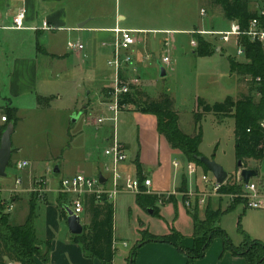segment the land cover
<instances>
[{
  "label": "crops",
  "instance_id": "obj_1",
  "mask_svg": "<svg viewBox=\"0 0 264 264\" xmlns=\"http://www.w3.org/2000/svg\"><path fill=\"white\" fill-rule=\"evenodd\" d=\"M248 1L251 11H257L259 6L264 2V0ZM158 2L164 4V6L171 4V6L177 7L178 5L180 6L182 0H0V66L5 65L7 69L5 73L0 72V101L2 103H0V109L4 112L6 108H15L17 117L18 112L20 113V111L23 110L27 112L36 111L38 109L37 97L48 98L49 101L47 106L49 108L51 102L57 99L66 104V111L70 110L67 119L64 118L63 120V130H65V132H68L73 124L77 123L85 116V120H89L87 123L94 128L95 139H93L91 145L89 141V147L85 149L84 162L86 164L90 163L89 165L93 166L91 170H93L94 173L90 174L89 177L98 176L102 164L106 161L102 155V151L108 145L109 138L112 134V122L110 119L102 126L98 127L95 118L101 114V102L105 99L106 93L111 87L114 79V72L106 65V61L109 59L112 51L111 43L115 36L114 30L122 29L137 32L136 36L138 43L133 48L134 66H136L137 74L142 81L140 89L145 94H150L147 89L149 87L147 78L149 75L152 76L149 73L150 63L154 62L157 66L163 54L162 52L159 56L156 55L157 51L161 52L157 43L165 39L172 40V63L168 69L174 71L173 67L175 65L177 51L183 52L178 48V46L182 44V41L179 42L177 35H190L189 41L185 42L188 50L185 48L184 53H187L189 56H196L193 52L194 48L190 45L192 39L191 32L197 30L224 31L228 29L230 23L224 18L222 11L220 15L215 16V14L212 13L213 16L210 14L208 16L206 11L202 8L198 12L200 21L198 22L197 18H195L196 23L194 25H190V27L183 29L173 27L164 29L158 27H137L134 26L133 22H128V20H132L131 8L139 4L149 7ZM132 4L133 6H131ZM19 10L25 11L24 28L22 30H14L11 29L12 18ZM202 10L204 14L201 13ZM205 18H207V24L209 23V29L202 27L203 19ZM44 22L49 29H44L42 27ZM80 24H83V27L79 28ZM61 34L65 36H60ZM160 34L163 36L169 35V37L167 38L165 36L159 38L156 36ZM69 42H78L83 48L81 50H69L67 48ZM221 51L222 47H215L214 52L220 53ZM165 71L167 76L168 73L166 68ZM142 73L147 74L145 79L141 77ZM156 74L159 79H162L159 77V70ZM215 83L218 84L216 81ZM101 85H103L105 91L102 92L101 96H96L94 105L90 106L89 103L92 101L85 102V100L89 99L91 94L95 96L96 93H94V89H96L97 86L99 88ZM241 87L244 88L245 85L241 83L234 96L227 95L219 102H223L227 97L233 99L235 96L238 97L243 95ZM61 89L63 90L62 92ZM25 97L30 99V104L29 106L26 105L24 108L20 101ZM196 100L192 114L196 112ZM204 100L211 103L206 99ZM15 101L16 104H14ZM21 107H23L22 110H20ZM97 111H99V113H96ZM108 115L110 116V114ZM121 115H125L123 118L131 115L132 118L137 121L141 119L149 120L148 128H138V146L136 145L135 149H133V155L130 156V163H128L127 160L121 167L125 175L128 174L131 177H137L134 161L138 158L143 178H147L151 181V186L148 189L151 191V194L160 196L176 191V189L182 186L183 176L186 178V191L201 187L198 175L191 176L187 173L184 167L186 160L180 151L171 149L165 139L157 133L156 118L153 115L142 114L132 110L121 111L118 118ZM9 124L10 123L7 121L2 122L0 116V132L2 128H6ZM117 136L126 146L127 152L130 153V150L134 148L133 144L126 141V139L118 135V133ZM71 142L72 140H68L67 144L69 145ZM20 149L21 148L18 146H13L11 142L10 162L12 165L10 168L13 171H19L17 169V164L21 162H27V166L29 165V160L27 158L14 159L12 161L14 155L16 156L19 154ZM174 162L183 165L182 168H179L180 166L174 167ZM129 164L131 165L129 166ZM56 167L58 171L54 173L53 169V173L59 175L61 173L60 166L56 165ZM130 167L133 169V172ZM250 168H255L258 171V176L253 178L255 179L254 181L264 186V182L258 181L259 177H261L259 170L252 166ZM23 169L20 171H23ZM234 171L235 166L230 173L227 174H234ZM84 172V168L79 167L73 175L77 173L86 175ZM199 172H201L200 169ZM71 176L61 177L58 187L53 190H50L49 183L44 176L36 177L32 172H29L27 175V187L22 186L24 179L21 175H17L13 178V182L16 178H20L21 186L19 187V192L13 197L15 208L14 212L10 214V223L15 226L23 225L29 214V203L33 197H36L35 220H40L41 217L42 224L40 226V231L35 228V234L39 241L50 242L49 262L44 263L43 260L37 258L35 264H100L97 259L86 257L80 246L71 241L72 235L69 234L66 223L59 217L56 201L60 194V183L62 179ZM37 179L45 180L46 193L45 199L42 201L31 191ZM51 193H53V197H50ZM68 195L70 199L74 198V195ZM121 195L127 194L122 193L119 194L118 197ZM180 197V195L176 196V205L175 203H158V219L162 222H166L163 210L168 205L172 206L174 213L173 219L171 220V229H175L181 234L183 247L190 249L193 246L192 221L184 206V210L178 209L177 203ZM211 199V201H213L212 203L218 204V210H221L220 208H222L221 205L223 201L226 203V210L233 209H228L231 203L225 195H217L211 197ZM19 205H23L25 208V213L21 216ZM241 206L243 205L241 204ZM136 208L140 210L137 205ZM38 209H40L41 216L38 213ZM245 209L246 208L243 206V210ZM180 214L187 217V221L190 224L189 228L187 227V229L182 230L180 228L182 227L181 225L180 227L177 226ZM80 220L82 224L85 225L88 216L83 212ZM135 230V235H137L139 233V228ZM115 233L116 227L113 216L114 256L112 264H131L130 252L133 245L131 246L130 243L128 249L126 248V241H120L122 247L126 250L122 249L119 256H117L118 248L116 245L117 240L120 239L116 237ZM151 233L155 235L167 234H160L153 231H151ZM250 239L264 244L263 237L255 236L254 238L250 237ZM133 241L136 242L137 238H134ZM241 244L242 243H240V245ZM42 252H44V249ZM7 262L10 261H6V263ZM133 264H187V259L185 254L176 247L155 240L145 242L137 247L136 254L133 258ZM194 264L248 263L243 257L234 256L230 251L224 250L222 244L215 241L209 245L204 256L197 259Z\"/></svg>",
  "mask_w": 264,
  "mask_h": 264
},
{
  "label": "rangeland",
  "instance_id": "obj_2",
  "mask_svg": "<svg viewBox=\"0 0 264 264\" xmlns=\"http://www.w3.org/2000/svg\"><path fill=\"white\" fill-rule=\"evenodd\" d=\"M131 6H133V4ZM201 8L206 11L208 16L209 14L213 16L212 13H214L215 16L220 15V12L222 11L219 6L212 3V0H182L180 6L178 5L177 7L171 6V4L164 6V4H161L160 2L149 7L141 6L139 4L136 5V7L131 8L130 12L132 14V20H128V22H133L134 26L137 27H158L160 29L173 27L183 29L190 27V25H194L196 23L195 18H197L198 22L200 21L198 12ZM203 20L202 27L207 29L209 27V23L207 24V18ZM60 36L65 35L61 34ZM156 36L159 38L165 36L167 38L169 37V35L163 36L162 34ZM177 37L179 38V42L182 41V44L179 45L178 48L183 52H180L179 50L177 51L175 65L173 67L174 71L166 68L168 75L159 79L156 74L159 70L158 64L156 66L154 62H151L149 73L152 76L149 75L147 78L149 83L147 89L150 94H146L149 99H158V95L167 93L171 99L173 110L178 114L181 130L186 134L193 135L194 122L192 110L196 98L199 97L206 99L213 103L222 101L227 95L234 96L241 83L239 78L230 72L229 59L237 60V62L242 63L247 60L245 56L238 57L236 55V47L233 41L226 44L220 41L216 36L204 37L211 41L214 47H222L220 53L214 52L211 55L204 57L189 56L187 53H184V50L185 48L187 49L185 42L189 41L190 35L181 34L177 35ZM166 42L168 41L165 39L164 41L157 43L161 50V52H156L157 56H159L160 53L162 54L167 47L172 46V43L169 42L166 45ZM6 71L7 69L5 65H1L0 72L5 73ZM144 73L141 74L143 79L147 76V74ZM215 81L218 84H216ZM246 83L247 82L244 83V88L241 87L243 95L238 97L235 96L233 99L241 98L247 94ZM62 91L63 90L61 89V92ZM104 91L105 88L103 85L99 86V88L97 86L96 89H94L96 95L94 96V94H91L89 99H86L85 102L92 101L89 104L90 106L94 105L95 97L99 95L101 96ZM254 99L257 100L258 97L255 96ZM20 102H22L21 105L25 108L26 105L29 106L30 99L25 97ZM14 104H16V101ZM65 105L64 102L54 99L51 102L50 108L45 102H42L40 105L38 104V109L34 112H27L25 110L20 111V113L18 112V121L13 129L11 142L13 146H18L21 149L19 154L16 156L14 155L12 161L14 159L27 158L29 160V165L26 168L24 167L25 169H23V171H13L10 168L12 164L9 162L6 169L7 177L0 178V192L5 200L9 198L6 190L13 185V178L17 175L23 177V187H27L28 185L27 175L29 172H32L36 177L44 176L49 183L50 190H53L58 187L61 177L73 175L79 167H83L85 170L84 173L88 176L94 173L93 170H91L93 166L89 165L90 163L86 164L84 162V156L86 153L85 149L86 147H89V141L91 145L93 139H95L94 128L87 123L89 120H85L84 116L77 123L73 124L68 132H65V130H63V120L64 118L67 119L68 113L70 112V110L66 111ZM101 107V113H105L107 120L110 119V116L108 115L109 113L105 110L106 108L103 105H101ZM22 109L23 107L20 108V110ZM128 110L133 111V108H128L123 111ZM99 111L96 113H99ZM0 116H5V113L1 109ZM123 116L125 115H121L118 118L117 133L118 135L123 136L126 141L133 144L134 148L130 150V153L128 152V163H130V156L133 155V149H135L137 145L138 128H148L149 120L141 119L137 121L133 119L131 115L124 118ZM201 129L202 139L199 146V153L203 157L213 159L217 164L220 163L221 165H219L227 173H230L236 164L234 157L233 118L226 117L218 120L213 115L207 114L201 121ZM4 130L5 128H2L0 134ZM68 140H72L69 145L67 144ZM247 164L249 167H256L259 170L261 177H259L258 181L264 182V159L260 163L249 161ZM56 165H59L61 169L59 175L53 173V169ZM130 165L131 164H129V166ZM182 166L183 165H180L179 168H182ZM130 169L133 172L131 167ZM254 180L255 179H253V181ZM140 191L134 194L121 195L113 202L116 227L115 234L116 237L120 239L117 240L116 245L118 248L117 256H119L122 249L126 250L122 247L120 241H126V248L129 249L130 243L131 246L133 245L134 247L148 237L164 236L152 234L151 231L160 234L167 233L165 235H168L171 232V220L173 219L174 213L172 210L173 207L168 205L164 208L163 213L166 217V222H162L158 219V214H154V211L152 215H150L147 211L136 208L135 196L139 194ZM149 192L151 191L149 190ZM50 197H53V193L50 194ZM158 197L162 198L164 202L168 199L167 195H160ZM227 199L230 203L235 200H230V198ZM211 200V197H209L201 204L196 201L198 205L197 215L200 219L204 218L206 206H209L213 210H218V204L212 203L213 201ZM164 202L161 204H164ZM177 204L179 210H184L180 199ZM157 206L159 205L157 204ZM221 206L222 208L220 209L223 213L219 222L216 224V228L218 227L223 230L227 239L234 246L243 243L246 235H248L249 238H254L255 236L263 237L264 241V211L254 209L243 210V206L241 205L233 208L235 205L232 204H230L228 209H233L226 210L227 206L224 201ZM19 207L21 216L25 213V208L23 205H19ZM40 209H38V213L41 216ZM187 214L190 217V212ZM41 224V217L40 220H35V228L39 231L41 229ZM180 225L182 227H180ZM177 226L182 230L190 227L185 215L180 214ZM136 228H139V233L137 235H135ZM173 231L176 230L173 229ZM134 238H137L136 242L133 241ZM215 241L221 243L223 246V240L221 238H214L210 245Z\"/></svg>",
  "mask_w": 264,
  "mask_h": 264
},
{
  "label": "trees",
  "instance_id": "obj_3",
  "mask_svg": "<svg viewBox=\"0 0 264 264\" xmlns=\"http://www.w3.org/2000/svg\"><path fill=\"white\" fill-rule=\"evenodd\" d=\"M212 3L221 8L227 21H236L242 28H246L248 23L257 16V11L249 9L248 0H212ZM193 38L197 42V47L193 49L196 56L204 57L214 53L215 47L207 38L199 35H194ZM241 44L247 61L242 63L229 59V65L231 72L237 75L240 83L247 82V94L237 100L227 97L223 102L212 104L202 98H197L196 112L193 113V135H187L180 130L178 114L173 110L171 99L167 93L152 100L141 89H134L124 97V102L130 105L133 111L153 115L156 118L157 133L165 139L169 147L180 151L186 163H193L205 174H208L209 171L197 160V157L201 156L199 153L202 139L201 121L207 114L213 115L218 120L226 117L233 118L236 163L241 161L244 168H250L247 164L249 161L260 163L264 159V128L261 126L264 120V47L260 43L251 42L246 37L241 38ZM248 77L251 80L246 81ZM257 78L259 81L256 80ZM254 95L258 97L257 100L254 99ZM48 101V98L37 97L39 105L42 102L47 105ZM4 113L8 123H16L15 108H6ZM134 166L137 178L142 179L138 158L134 161ZM239 171L236 164L234 174L228 175L225 184L219 190L221 195H237L241 192L242 186L236 184ZM182 181V186L176 189L177 193L187 192L184 176ZM141 189L144 190V188ZM185 199L184 196L180 197L182 204ZM70 200L68 194L60 193L56 201L59 217L65 223L67 217L65 208L70 206ZM82 200L84 213L88 216V220L83 225L82 234L72 235L71 241L80 246L86 257L97 259L100 264H112L114 256L113 204L106 197L97 200L93 195H84ZM36 201V197L31 199L25 223L15 226L10 223V214L5 213L4 200L0 192V264H6V261L18 264H35L37 258L43 260L44 263L49 262L50 242L39 241L35 234ZM163 202L162 198L156 194H148L145 190L135 196V203L140 209L145 211L152 209L156 215L159 213L157 204ZM166 202L176 205L177 199L174 196H169L164 203ZM242 203L240 198H235L231 204L237 206ZM185 210L191 214L192 248H184L181 234L171 229L168 235L148 237L134 246L130 252L131 264H133L137 247L145 242L155 240L176 247L185 254L187 264H194L197 259L204 256L214 238H221L224 250L230 251L234 256L243 257L248 264H264L263 243L245 236L243 243L235 247L227 239L224 231L216 228L222 211L206 206L204 218L200 219L197 215L196 201L192 207L185 208ZM43 249L44 252H42Z\"/></svg>",
  "mask_w": 264,
  "mask_h": 264
},
{
  "label": "built area",
  "instance_id": "obj_4",
  "mask_svg": "<svg viewBox=\"0 0 264 264\" xmlns=\"http://www.w3.org/2000/svg\"><path fill=\"white\" fill-rule=\"evenodd\" d=\"M204 14V11H201ZM25 11L19 10L17 14L12 18L11 29L22 30L24 28ZM44 29H49L44 22ZM114 39L111 43V55L106 61V65L114 72V79L111 87L108 89L105 99L101 104L106 108L105 110L110 114V120L112 122V134L109 138L108 145L103 149L102 155L106 161L102 164V168L99 175H102L104 182L101 183L98 176L89 177L82 173H77L71 177L62 179L60 183L59 192L72 194L74 198L70 200L69 208L73 214L81 217L84 212L83 196L93 195L97 200L106 197L109 202L113 203L119 194H131L146 191L149 192L151 181L147 178L138 179L137 177H131L128 174L125 175L121 167L128 160V152L126 146L119 140L117 136V123L118 115L121 111L130 108V105L124 102L126 97L134 89L141 88V79L137 74V68L134 66L133 61V48L138 43L137 32L131 30H114ZM216 36L223 43H234L236 47V55L238 57H244L245 52L241 44V38L246 37L248 40L254 43H260L264 47V2L259 6L257 10L256 18L252 19L246 28H242L236 21L229 23L228 29L224 31H207L197 30L191 32V36ZM167 43H172V40H166ZM190 45L192 48L197 47V42L194 38L191 39ZM69 50H81L83 46L80 43L69 42L67 45ZM159 63L168 68L171 66V46L167 47L160 57ZM251 80L249 77L246 81ZM259 81V79H256ZM106 112V113H107ZM1 121L5 122V117H1ZM107 121V117L104 114H100L95 118L96 125L102 126ZM261 126L264 128L263 122ZM174 167L180 166L178 162L173 163ZM27 166V162H21L17 164V169L21 170ZM187 173L191 176L198 175L201 182V187L187 191L186 193H177L176 191L167 193L169 196H184L186 199L183 202L185 208H190L197 201L199 204L204 203L209 197L221 195L219 190L223 184H218L212 174L199 172V168L193 163H185L184 165ZM240 171L237 173L236 184L242 186V190L237 195H225L230 200L240 198L242 205L246 209H254L264 211V186L253 181L251 179L247 185L243 184L239 180ZM21 186L20 178H16L13 185L6 190L9 198L4 199L5 213L11 214L15 208V202L13 197L19 192ZM141 188H144L142 190ZM35 193L39 200L45 199V180L37 179L34 183V188L31 190ZM222 196V195H221ZM224 196V195H223ZM6 264H18L13 262H7Z\"/></svg>",
  "mask_w": 264,
  "mask_h": 264
},
{
  "label": "water",
  "instance_id": "obj_5",
  "mask_svg": "<svg viewBox=\"0 0 264 264\" xmlns=\"http://www.w3.org/2000/svg\"><path fill=\"white\" fill-rule=\"evenodd\" d=\"M83 27V24L79 25V28ZM159 68V77H166L165 68L158 63ZM264 124V120H263ZM14 124L10 123L6 126L5 130L0 137V178L6 177V169L10 162L11 158V136L13 133ZM197 160L202 163L206 169L212 174L218 184H223L227 178V172L215 161L212 159L198 156ZM237 167L240 169L239 180L247 185L249 181L258 176V171L253 168H244L241 161H237ZM57 167L54 168V173H57ZM98 179L101 183L104 182L102 175L98 176ZM66 211V225L70 235H80L83 232V224L79 216L73 214L72 210L69 207L65 208ZM148 213L151 215L153 213L152 209H147Z\"/></svg>",
  "mask_w": 264,
  "mask_h": 264
}]
</instances>
